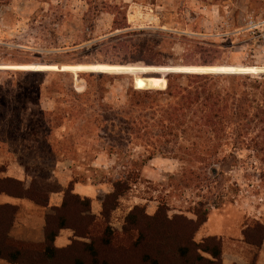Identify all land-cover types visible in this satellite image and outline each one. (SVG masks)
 Masks as SVG:
<instances>
[{"label": "rangeland", "instance_id": "374dc122", "mask_svg": "<svg viewBox=\"0 0 264 264\" xmlns=\"http://www.w3.org/2000/svg\"><path fill=\"white\" fill-rule=\"evenodd\" d=\"M94 60L127 64L108 70ZM75 61L91 62L85 70L59 63ZM145 63L170 70L163 88L147 89L140 75ZM196 63L211 64L212 74H181ZM181 97L197 99L185 116L189 126L200 120V108L212 107L221 129L187 127L145 159L153 149L140 138L127 140L125 120L140 112L157 118ZM0 100L21 117L16 138L8 120L0 121V162L26 165L23 187L35 185L54 200L70 180L98 188L82 216L70 206L74 227L90 222L89 234L74 236L69 229L48 259L41 256L42 235L29 236L25 228L33 225L24 220L52 215L56 205L23 197L27 205L0 209V220L12 216L11 224L0 221L3 241L20 250L12 260L0 257V264H93L85 245L89 236L97 243L106 227L111 245L96 264H145V245L133 242L153 215L157 226L162 223L155 234L168 231L177 242L193 228L184 221L204 216L190 240L210 237L209 245L219 246L217 264H264V239L259 245L245 239L264 229V0H0ZM67 111L70 119H63ZM42 123L57 126L48 136L51 154L32 157L25 147H36ZM126 171L125 186L114 194L113 181ZM131 212L137 226L127 224ZM162 241L171 245L172 237Z\"/></svg>", "mask_w": 264, "mask_h": 264}, {"label": "trees", "instance_id": "16d2710c", "mask_svg": "<svg viewBox=\"0 0 264 264\" xmlns=\"http://www.w3.org/2000/svg\"><path fill=\"white\" fill-rule=\"evenodd\" d=\"M94 61H100L98 65L101 66V62L106 63L107 67L106 69L110 70L112 68H116L117 66H122L127 63L122 62H113V61H105V60H94ZM91 61H75V62H59V63H71V66L76 69V67H79L78 69L85 70L87 66H89V63ZM211 64H203V63H196L194 65H189L185 68L181 74H212L210 70ZM62 72V71H58ZM64 74H71L72 76H77L78 73H87V74H94V75H109V73H94V72H77V73H71V72H63ZM167 73H171L170 70L165 66V64H151V63H145L143 64V72L141 73V76L148 81L147 89H151L152 85L156 84L157 88H163L165 85L164 77ZM77 74V75H76ZM113 75L117 74H125V72L120 73H112ZM70 88L73 86L72 81H70ZM73 89V88H71ZM144 98H147V95L145 93L141 94ZM208 96H205L203 98L204 103L203 106L206 105V100L208 99ZM194 102L197 103V99H191L189 97H181L177 105L169 106L161 111L159 116L156 118H146L144 112H140L135 118L129 117L125 120V128L127 129V140L130 141L132 138H140L144 143H147V146H151L153 150L149 153L145 159H148L152 157L155 152H160L162 149L165 148V145L170 142L171 138L175 139L176 137H183L180 134L186 133V128L188 127H195L197 126V132L205 130L207 127L209 131L216 132L217 130L221 129V123L219 120H214L212 117V113H215L216 111L211 108L205 109L200 108L202 110L203 115L200 117L199 121H194V126H189L187 122V118L185 119V116L187 112L192 109L191 104ZM145 106V104H142ZM12 113H14L12 115ZM12 115V116H11ZM63 115V114H62ZM11 116V117H10ZM88 115H85L83 117V122L81 125H79L81 128L87 127ZM66 117V118H65ZM13 118V119H12ZM19 116V111L17 109L9 110L7 105L0 100V121L5 122L8 120V125L10 128H12L11 131H9L10 136H14L16 138V134L21 132V121ZM189 118V117H188ZM63 119H70V112H66L65 115H63ZM82 119V116H81ZM191 119V118H190ZM16 120L18 123H15V126H12V122ZM59 124V123H58ZM57 126H47L46 124L39 126L40 128V134L38 140H35L36 147L34 146H26L25 150L26 152L30 151L32 154V157H34L35 153L38 152L40 156L44 154H51V147L47 143L48 142V136L50 133V130ZM202 129V130H201ZM8 131V130H7ZM21 134V133H20ZM19 134V135H20ZM133 134V136H131ZM80 135V134H79ZM165 137L164 140H160V137ZM189 144L193 145V147H196V142L192 141ZM213 145H217L212 143ZM180 147V146H179ZM161 149V150H160ZM195 149L192 148L191 153L194 152ZM197 151V149H196ZM37 154V153H36ZM41 164V163H40ZM23 167L26 168V165L23 164ZM214 168H211V172H213ZM130 172L126 171L124 174V177L122 178H116L113 181V193L116 191H121L123 189L122 186H125V181L127 177L129 176ZM2 182H5L3 184ZM75 181L70 180L64 191H62L61 200L58 205L56 206H50L51 209H53L52 215H44L43 217V246L41 250V256L43 259H48L52 257L57 247L53 244V240L55 236L57 235V232L61 228H68L73 231L74 236L80 235H88L89 232L85 231L90 222L87 223L83 229L78 230L76 227H74V224L72 223V217L73 212L70 210V206L74 205L80 215L82 216L81 212L83 210H88L89 208V200L87 197L79 196L75 192L72 191V185ZM0 193H4L7 195H10L12 197L16 198H28L33 203L41 205V206H47L48 205V193L46 191H43L41 189H38L35 187V185L28 184L27 187H23V182L20 180H17L15 178L11 177H0ZM108 194L107 196H110ZM104 205V203L102 204ZM16 205L8 204V203H2L0 204V209H15ZM131 212L127 215V224L137 226L139 224L136 216V213ZM1 212H0V219H1ZM78 214V213H77ZM133 214V215H132ZM139 214V213H138ZM81 216L78 217L81 218ZM155 215L150 217V221L147 223L145 227L148 226L147 231L143 234L141 230H137V237L134 239L133 244L136 245H145L148 252H145L142 257V263L145 262V264H217L216 258L219 255V246L217 244H211L209 245L210 237H207L203 239L200 243H195L192 240H190V236L197 228V226L205 220V217L202 216L200 218H197L194 220H186L185 223H192L193 228L187 229V233L184 236V239L182 240V235L180 237L181 241L177 242V237L174 235H170L168 231L164 233L163 235H157L159 227L162 226V223H158V226L152 221ZM141 217V216H140ZM93 217H91V220ZM1 224H11L12 223V216H10V219L8 218L6 221L0 220ZM182 228V225H180ZM257 227H261L257 225ZM167 228V224H166ZM131 230V227H124L122 231H128ZM0 257H7V259L12 260L20 254V250L18 248H11L10 246L6 245L3 240H5V229H0ZM79 232V233H78ZM113 233L110 230V228L106 227L104 234H102L99 239L97 240V243L93 241V237L89 240V243L85 245V250L87 255L89 256V262L96 264L100 255V253L103 251V247H108L111 245V240ZM167 236L172 237V244L171 245H165V243L162 241ZM249 239V241L247 239ZM264 239V229L260 232H255L254 234L245 233V239L249 243H254L255 245H259L261 242V239ZM171 247V248H169ZM202 250L205 252H208L211 257L214 258L208 259L206 257H203L201 254H199L198 250ZM77 263H79L77 261ZM103 264H106L103 262Z\"/></svg>", "mask_w": 264, "mask_h": 264}, {"label": "crops", "instance_id": "0c3cea01", "mask_svg": "<svg viewBox=\"0 0 264 264\" xmlns=\"http://www.w3.org/2000/svg\"><path fill=\"white\" fill-rule=\"evenodd\" d=\"M6 158V157H5ZM2 165V168L0 169V177H11V178H15L17 180H20L22 182H24V169L23 167H19V165H17L15 163V166L12 165L11 160L8 162H0V166ZM72 191L75 192L77 195L79 196H83V197H87V198H92L95 193L98 191V188L87 182V183H82V182H74L72 185ZM50 194V193H49ZM0 204L2 203H8V204H14L17 205L18 203H23L24 205H27V202H24L22 199L20 198H16V197H12L10 195L4 194V193H0ZM55 196H57V200H54V196L52 195V193L50 195H48V204L49 205H57L59 204L60 200H61V196L62 193L61 191L58 192ZM57 203V204H56ZM27 208V207H25ZM209 218H207V220L204 222L206 223L208 221ZM19 222V220H16L10 227V232L13 234L15 232L16 229V224ZM24 224L27 223H31V227H27L25 228V230L28 232L29 236L31 235V232H35V233H39L42 235L43 237V218L42 217H38V216H29V219H25L24 220ZM70 230L68 228H61L58 230L57 235L55 236L53 243L55 246H60L61 244H63V241L67 239V236L69 235ZM264 263V262H263ZM258 264H262V262L258 263Z\"/></svg>", "mask_w": 264, "mask_h": 264}, {"label": "water", "instance_id": "95a60500", "mask_svg": "<svg viewBox=\"0 0 264 264\" xmlns=\"http://www.w3.org/2000/svg\"><path fill=\"white\" fill-rule=\"evenodd\" d=\"M142 73V72H141ZM141 73H140V75H141Z\"/></svg>", "mask_w": 264, "mask_h": 264}]
</instances>
